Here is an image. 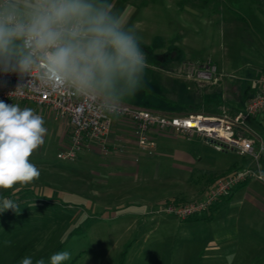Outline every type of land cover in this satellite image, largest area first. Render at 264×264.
<instances>
[{"label":"rangeland","instance_id":"374dc122","mask_svg":"<svg viewBox=\"0 0 264 264\" xmlns=\"http://www.w3.org/2000/svg\"><path fill=\"white\" fill-rule=\"evenodd\" d=\"M108 2L121 24L139 35L149 64L147 77L123 102L145 100L152 108L157 105L162 112L182 115L194 110L188 102L220 80L227 87H214L200 101L219 103L207 106L205 113L231 112L264 69L260 0ZM208 58L216 65V82L194 80V73H186L192 65L183 64V59L194 63L196 70ZM181 101L185 105H179ZM41 108L31 109L39 113ZM67 123L60 119L54 126ZM45 127L44 144L29 157L39 178L17 184L20 195H5L8 189H0V200L12 199L19 205L17 212H0V264H20L26 256L33 264L41 258L50 264V256L61 251L71 254L62 264H264V185L254 183L262 190L255 202L243 196L239 208L216 207L210 217L201 213L180 220L156 211L162 203L178 202L157 204L170 189L161 166L149 163L138 174L118 175L98 159H61L57 154L67 144L66 134L61 139ZM233 154L231 161L239 163L241 157Z\"/></svg>","mask_w":264,"mask_h":264},{"label":"clouds","instance_id":"9594fccd","mask_svg":"<svg viewBox=\"0 0 264 264\" xmlns=\"http://www.w3.org/2000/svg\"><path fill=\"white\" fill-rule=\"evenodd\" d=\"M139 41L108 0H0V73L29 78L10 95H23L31 84L71 92L102 114L119 115L122 98L137 90L149 67ZM46 133L42 115L0 101V189L39 178L29 157L44 144ZM18 207L11 199L0 200V212ZM70 258L68 251L57 252L50 264ZM20 264H33V258L26 256Z\"/></svg>","mask_w":264,"mask_h":264},{"label":"built area","instance_id":"2783aa9c","mask_svg":"<svg viewBox=\"0 0 264 264\" xmlns=\"http://www.w3.org/2000/svg\"><path fill=\"white\" fill-rule=\"evenodd\" d=\"M186 68L189 75L195 74L194 80L205 83L216 82V65L210 60L203 62L200 69L193 64ZM16 74L0 73V101L7 103L25 102L37 107L48 108L54 118L65 119L69 124L67 145L58 152L61 159L73 160L78 153L90 143H95L102 154L108 153L107 137L115 118L128 121L137 146L148 155H153L156 139L153 133H169L171 135H197L215 150H234L240 155L251 158L253 167L232 172L219 178L201 197L186 202L162 203L157 212L173 215L185 220L205 213L217 199L228 196L233 188L249 179L264 181L260 161L264 158V142L257 143L251 137L242 134L248 118L264 112V73L255 79L256 92L248 98L241 110L232 114L211 115L205 113L166 114L158 110L122 102L119 115L100 113L94 110L91 101L71 92H52L41 90L36 85H26L23 95L14 92L18 85L26 84Z\"/></svg>","mask_w":264,"mask_h":264},{"label":"crops","instance_id":"0c3cea01","mask_svg":"<svg viewBox=\"0 0 264 264\" xmlns=\"http://www.w3.org/2000/svg\"><path fill=\"white\" fill-rule=\"evenodd\" d=\"M207 60L214 63V61L210 58L206 59V61ZM182 62L184 63L187 61L183 59ZM261 73H264V69ZM255 79L256 78L252 80L253 85L245 91L241 104L237 108H234L231 112H223V110H221L217 113H212L211 115L232 114L241 110L244 107L246 100L254 95L257 90ZM175 86L176 83L174 87ZM221 86L225 88L227 87L225 83L220 82L219 80L218 84L212 86V90L214 87L217 88ZM230 87L233 89H239L240 86L236 87L233 85ZM212 90H205V92L201 90L202 95L209 93ZM7 104H17L21 109L32 108L35 106L32 103L25 102H11ZM225 104L227 103L225 102ZM200 105L202 110L199 113H205V109L209 107H218L219 103L213 101H211V103L200 102ZM38 114L44 117L46 126L51 127L52 131H56L58 133L59 138L62 139L64 134H66L67 141V134L69 130L68 123L67 127H63L62 124H58V128L55 127V121L60 119L54 118L51 111L45 107L41 108ZM242 134L246 137L253 138L256 143L260 140L264 142V112H260L248 118ZM153 135L156 139V147L154 154L150 156L137 146L131 132L130 123L124 119L115 118L107 137L108 153L102 154L100 152V148L95 143H90L85 146L77 156L88 160L98 159V161H101L100 165H103L105 168L112 169V171L118 175H129L132 172H136V174H138L141 169L147 167V164H158V166H161L164 170L163 179L165 185L170 188L168 192L166 189V191L159 196L157 201L158 205L169 199H173L178 202L196 200L211 186H213L222 176L254 166L250 157L240 155L234 150H215L210 144H207L202 137L197 135L186 136L180 134L174 136L169 133L157 132L153 133ZM66 145L67 144H65V146ZM232 153L241 157L239 163L236 160L231 161L230 157ZM100 155L103 156V158H99ZM152 156H155L156 158L154 161L152 160ZM262 160L264 162V158ZM263 168L264 167H261V169ZM254 183L264 185V181L256 179H249L242 182L233 188L232 192L228 196L217 199L214 203L216 206H213L212 210L216 207L219 211L228 210L236 206L239 208L240 204L243 203V196L255 202L256 196H261L260 194H262V190L257 188ZM7 191L6 193H2L5 195L15 196L20 195L22 188L18 187V185H14L13 188L8 189ZM246 191L251 192L253 200L249 197ZM183 197H186V199H183ZM207 211L205 212L206 215L211 213V210L209 212ZM149 212L150 211H145V213ZM132 213L134 214V211H132Z\"/></svg>","mask_w":264,"mask_h":264},{"label":"trees","instance_id":"16d2710c","mask_svg":"<svg viewBox=\"0 0 264 264\" xmlns=\"http://www.w3.org/2000/svg\"><path fill=\"white\" fill-rule=\"evenodd\" d=\"M208 1L209 0H202V3L203 4H206V3H208ZM260 2H264V0H260ZM144 77H147V75H144ZM153 86V85H152ZM149 91V90H148ZM191 95H193L192 94V92H189ZM191 95H188V96H190L191 97ZM201 96L202 95H200V96H198V97H195V99L193 100V102H186L187 104L186 105H192V107L194 108V110L192 111V112H188V113H198V112H200L201 110H202V107H201V105H200V100H201ZM192 97H194V96H192ZM128 103H131V104H135V105H139V106H144V107H147V108H151V109H156V110H159L158 109V107H157V105H153V107H155V108H152V106H150V104H149V102H145V100H138V101H135V100H129V102ZM179 105H185L184 103H183V101H181L180 103H179ZM188 113H186V114H188ZM213 206H216V205H212V206H210L209 207V209H208V211L207 212H209L210 210L212 211V208H213ZM214 210V209H213ZM197 215H195V216H192V217H196ZM206 216H212V213H208ZM191 217V218H192Z\"/></svg>","mask_w":264,"mask_h":264}]
</instances>
